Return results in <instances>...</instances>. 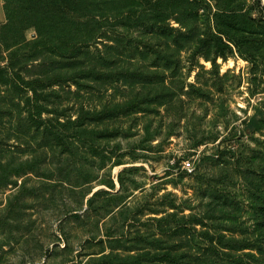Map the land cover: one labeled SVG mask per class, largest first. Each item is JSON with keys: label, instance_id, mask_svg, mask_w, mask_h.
Returning <instances> with one entry per match:
<instances>
[{"label": "rangeland", "instance_id": "374dc122", "mask_svg": "<svg viewBox=\"0 0 264 264\" xmlns=\"http://www.w3.org/2000/svg\"><path fill=\"white\" fill-rule=\"evenodd\" d=\"M41 1L87 4V51L115 46L116 77L68 68L70 78L38 81L32 61L27 84L0 87V264H167L196 219L214 243L257 237L264 0ZM218 7L252 27L216 45Z\"/></svg>", "mask_w": 264, "mask_h": 264}, {"label": "trees", "instance_id": "16d2710c", "mask_svg": "<svg viewBox=\"0 0 264 264\" xmlns=\"http://www.w3.org/2000/svg\"><path fill=\"white\" fill-rule=\"evenodd\" d=\"M28 1L36 2L45 14L36 15V7L28 4L26 0L23 1L20 9L11 7V5L4 7L6 21L0 24V87L6 86L7 91L10 89L17 91L20 89V84H27L22 77V72L27 70V65L32 61L37 62L38 67H42L43 73H38L40 76L36 79L38 81L61 77L70 78L69 74L72 71H67L64 74L59 72L68 70V68L70 70L79 68L81 72L89 70L88 74H97L98 78L102 80L109 76L116 77V54L118 55V53L112 52L116 50L115 46L105 45L107 48L104 54H99L96 57L90 56L87 51L96 38V36L93 37L94 33L89 29V24L84 21L85 15L83 14L85 13H82V10H87V4L83 9H80L77 3L72 6L61 3L59 7H56L50 1H41L40 3L37 0ZM200 1L204 6L209 5L204 0ZM218 10L221 12L215 13V15L220 18L226 17L227 20L215 24L216 34L213 32V41L216 45L223 42L221 35H228L233 30L243 31L252 27L254 19L248 17L243 11L224 10L219 7ZM228 17L248 19H243L240 23L235 24L229 22ZM32 27L36 29V37L33 40H28L26 31ZM112 42L116 44V39ZM218 52L226 57L222 51ZM151 53L155 54L156 52ZM161 58L168 64L172 61L173 64L178 63V59ZM218 154L212 153L211 156L215 157ZM257 155L260 161V195L252 218L257 237L240 239L231 235L227 240H222L219 239L222 234H219L214 243L209 232L197 230V224L202 225L200 219L193 222L184 221L182 255L175 258L170 252L166 259L167 264H264V141L261 143ZM253 163L254 161H252V167ZM95 194L96 192L93 195ZM90 202H92V198ZM235 215L236 213L230 214L232 218ZM188 218L191 219L192 216L190 215ZM183 220H186V216L183 217ZM200 233L201 235H199ZM203 242L207 243L204 251L212 252V254H204V256L191 254ZM134 259L141 261L140 256H136ZM151 263L155 264L156 259L151 260Z\"/></svg>", "mask_w": 264, "mask_h": 264}, {"label": "crops", "instance_id": "0c3cea01", "mask_svg": "<svg viewBox=\"0 0 264 264\" xmlns=\"http://www.w3.org/2000/svg\"><path fill=\"white\" fill-rule=\"evenodd\" d=\"M5 11H4V5L0 0V18L3 17Z\"/></svg>", "mask_w": 264, "mask_h": 264}, {"label": "built area", "instance_id": "2783aa9c", "mask_svg": "<svg viewBox=\"0 0 264 264\" xmlns=\"http://www.w3.org/2000/svg\"><path fill=\"white\" fill-rule=\"evenodd\" d=\"M189 171H192L193 169L192 168H188Z\"/></svg>", "mask_w": 264, "mask_h": 264}]
</instances>
